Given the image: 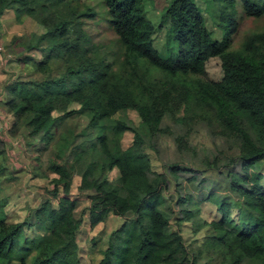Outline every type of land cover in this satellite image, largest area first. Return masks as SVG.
<instances>
[{
	"label": "trees",
	"instance_id": "16d2710c",
	"mask_svg": "<svg viewBox=\"0 0 264 264\" xmlns=\"http://www.w3.org/2000/svg\"><path fill=\"white\" fill-rule=\"evenodd\" d=\"M146 1L151 0H103L116 38L110 49L100 51L85 27L97 13L82 0H0V19L12 11L18 24L34 17L47 28L43 35H29L26 44L44 52L36 65L44 77L18 79L1 89L14 117L10 130L18 132L26 119L27 144L39 139L48 145L57 124L75 113L88 115L89 126L98 128L101 121L133 110L147 127L148 143L152 136L169 132L162 120L170 116L184 130L175 137L176 146L192 152L184 139L193 125L206 122L211 132L221 130L233 140L231 148L236 149L235 158L222 165L216 161L206 165L214 171L226 165L230 190L247 209L238 225L229 204L219 201L222 216L210 226L222 235L209 242L226 249L228 264H264V174L254 171L264 160V32H252L239 48L231 47L238 7L247 16L260 17L264 0H212L220 7L219 38L207 27L196 0H169L158 24L147 15ZM163 28H168L163 46L167 55L154 45L156 31ZM212 58L221 61L223 75L218 81L204 77ZM112 132L110 138L102 134L75 146L70 159H51L45 172L35 173L52 184L35 213V225L48 228L30 232L33 228L27 222L8 224L0 218V264H83L79 242L83 222L94 229L110 212L133 217L110 235L96 264L195 263L180 231L173 230L162 211L170 182L181 184L177 165L163 172L153 170L145 138L136 129L118 120ZM125 132L134 136L123 149ZM5 156L6 142L0 137V161ZM235 160L243 175L228 168ZM195 175L187 180L201 181V175ZM185 194L178 199L180 214L190 218L187 205L194 197ZM82 198L90 204L78 213Z\"/></svg>",
	"mask_w": 264,
	"mask_h": 264
},
{
	"label": "rangeland",
	"instance_id": "374dc122",
	"mask_svg": "<svg viewBox=\"0 0 264 264\" xmlns=\"http://www.w3.org/2000/svg\"><path fill=\"white\" fill-rule=\"evenodd\" d=\"M196 1L204 12L205 23L213 36L221 37L223 30L218 25L220 9L218 3L216 2L217 8L212 0ZM168 2L169 0L146 1L147 15L155 24L159 23L161 12ZM82 4L92 7L97 13L95 19H88L85 22L92 41L99 44L100 51L110 49L116 36L107 19L103 0H82ZM46 31V26L36 21L34 17H26L24 24L16 23L12 11L6 12L0 19V137L6 142V156L0 161V218L8 224L27 222L33 228L28 230L30 232L40 233L47 230L48 224L35 225V213L48 197L47 191L52 189V184L35 173L45 172L51 159L58 162L70 159L72 149L83 142H90L102 134L112 137L114 123L120 120L136 129L145 138L144 150L153 170L167 171L170 165H177L180 170L178 173L181 184L177 186L174 181L170 182L169 189L164 194L166 203L162 211L170 219L173 230L180 231L189 253L195 256V263L191 264H228L226 259L229 255L224 253L226 249H217L209 242L213 237L222 235L220 231L212 229L210 222L218 221L222 216L217 209L219 201H226L229 204L230 216L238 225L244 220L247 209L242 205L241 197L230 190L226 165L219 171L211 170L213 169L211 165V169L207 166V163L213 164L214 161L222 165L223 160L236 156V149L231 148L234 141L225 138L221 130L211 132L207 123L203 121L193 125L191 135L184 139L186 144L189 143L193 148L192 152L182 151L176 146L175 137L184 134V130L174 123L170 116H165L162 120V126L169 127V132L152 136L148 143L150 136L147 127L133 110L121 111L112 119L101 121L98 128L89 126L88 115L75 113L57 124L48 145L39 139L35 143L30 141V144H27L24 129L26 119L21 121L19 131L12 133L10 125L13 124L14 117L6 107L7 99L1 89L5 84L18 79L39 80L44 77L43 73L36 70V65L43 59L44 52L38 46L28 48L26 44L29 43L27 38L29 35H43ZM167 31L168 28H163L154 35V45L162 52ZM259 31L264 32V14L260 17L247 16L238 7V21L231 35V47L239 48L245 36ZM23 36H26L24 40L18 39ZM165 52L162 54L167 55ZM24 58L31 60L28 63L20 62ZM206 73L204 77L213 81L220 80L223 75L221 61L218 58L210 59L206 63ZM133 136L131 132L124 133L121 141L123 149L132 144ZM198 168L201 170L196 175H201V181L198 178L188 181L189 175H195L193 170ZM228 168L243 175L236 160L235 163L228 165ZM254 171L264 174V160L256 163ZM188 192L194 197L187 205V209L192 213L190 218L180 214L178 203L180 196L185 197V193ZM89 204L88 199H80L78 213L84 211ZM131 217L133 215L121 218L110 212L105 222L91 230L88 229L87 221L83 222L79 238L84 254L83 264H96L103 257L110 235Z\"/></svg>",
	"mask_w": 264,
	"mask_h": 264
}]
</instances>
